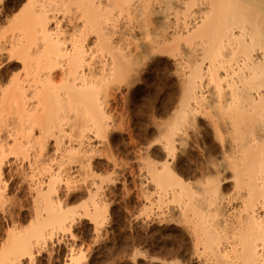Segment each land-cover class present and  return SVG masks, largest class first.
<instances>
[{
    "label": "bare ground",
    "instance_id": "bare-ground-1",
    "mask_svg": "<svg viewBox=\"0 0 264 264\" xmlns=\"http://www.w3.org/2000/svg\"><path fill=\"white\" fill-rule=\"evenodd\" d=\"M164 53L179 98L166 119L148 114L143 208L167 204L159 215L184 231L201 264H262L264 0H0V204L14 159L27 164L20 181L34 208L25 232L12 217L0 264H22L69 226L63 197L91 170L111 93ZM194 154L200 167L186 174ZM97 193H87L95 221Z\"/></svg>",
    "mask_w": 264,
    "mask_h": 264
},
{
    "label": "rangeland",
    "instance_id": "rangeland-1",
    "mask_svg": "<svg viewBox=\"0 0 264 264\" xmlns=\"http://www.w3.org/2000/svg\"><path fill=\"white\" fill-rule=\"evenodd\" d=\"M141 64L138 65V69L135 66L138 74L131 73L137 74L136 78L140 85L134 81L135 76L130 82L127 78L131 86L125 82L126 80L122 81V87L113 91L108 99L109 129L103 137L95 139L96 145L103 141L98 147L95 146L97 148L92 153L91 170L86 173L89 175L91 172L90 177L74 176V179H77L73 181L78 184L73 183L70 196L63 197L64 205L74 213L69 220V226L67 225L63 232L55 231L56 237L53 236L51 241H47V245L41 242L40 248L34 250L36 257L42 258L44 264H65L74 254L75 257L80 256L81 264H201L199 258L195 257L193 244L189 237L185 236L184 231L180 227L179 230L170 218L163 221L164 218L159 215L160 208L167 209V204L161 206L156 203L152 210L150 207L143 208L145 205L143 206L140 179L141 165L144 161L140 154V141H148V138L152 137L151 112L159 119L160 117L166 119L168 111L174 110L179 98V85L177 79L173 77L175 76L172 73L173 58L170 54L164 53L146 61L140 70ZM5 68L6 72H12L10 65H6ZM131 74L130 77L133 76ZM164 112L165 114H162ZM197 157L195 154L191 157L193 162L197 161L196 165L189 160L185 166L188 169H184L183 172L188 171L185 173L192 174L200 167L198 165L200 159ZM154 159L157 162L160 160ZM109 161L112 165L111 171L108 169ZM11 163L14 166L6 170V178L9 181L6 193L8 202L7 198L4 201L11 205L12 216L8 214V218L11 217L10 220L14 218L17 227L19 225V228L22 227L21 230L25 232L34 223L31 218L34 208L27 190H24V198L21 199V188L16 181L22 180L20 173L23 169H27V164L14 159H11ZM196 166L197 169H191ZM189 168L194 172L190 173ZM8 173L12 174L11 177ZM91 175L92 178L95 177L94 181L92 180L96 181L95 184L90 179ZM81 177L85 179L82 180ZM90 183L97 185L99 190L98 188L95 190V186L92 187ZM91 188L98 192L94 199L98 201L96 206H99V211H102L99 221L93 220V216L90 217L95 211L94 201L90 202L87 194ZM225 192H229L228 186H225ZM3 204H0V210L3 209ZM4 223L7 221L5 220ZM8 230L10 229H3L4 234L0 236V243L6 240L10 232ZM71 236H75V239L69 240Z\"/></svg>",
    "mask_w": 264,
    "mask_h": 264
},
{
    "label": "snow or ice",
    "instance_id": "snow-or-ice-1",
    "mask_svg": "<svg viewBox=\"0 0 264 264\" xmlns=\"http://www.w3.org/2000/svg\"><path fill=\"white\" fill-rule=\"evenodd\" d=\"M153 151V145L146 140L140 141V154L144 155L145 152ZM119 163V161L117 162ZM180 164H183V161H180ZM109 171L112 170L111 161L108 162ZM17 184L20 185L21 188V199L24 198V190L26 189V184L23 181H16ZM15 186V185H14ZM71 191V189H69ZM30 202V201H29ZM11 205L6 203L2 210H0V236H3V229L10 228L12 225V220L8 219V213L10 211ZM7 220V223L4 221ZM75 239V236L69 237V240ZM264 256V253H262ZM22 264H44V260L42 258H37L35 252L29 253L25 252L22 254ZM262 264H264V260H262Z\"/></svg>",
    "mask_w": 264,
    "mask_h": 264
}]
</instances>
